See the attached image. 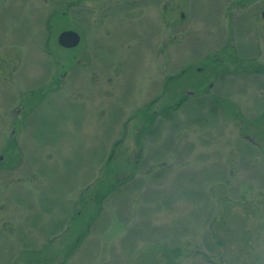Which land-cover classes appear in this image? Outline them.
<instances>
[{"label": "rangeland", "instance_id": "obj_1", "mask_svg": "<svg viewBox=\"0 0 264 264\" xmlns=\"http://www.w3.org/2000/svg\"><path fill=\"white\" fill-rule=\"evenodd\" d=\"M68 1L0 0V264H264V80L219 52L264 55V0L135 4L128 34Z\"/></svg>", "mask_w": 264, "mask_h": 264}, {"label": "flooded vegetation", "instance_id": "obj_2", "mask_svg": "<svg viewBox=\"0 0 264 264\" xmlns=\"http://www.w3.org/2000/svg\"><path fill=\"white\" fill-rule=\"evenodd\" d=\"M151 1L152 0H75V1H68L66 6H67V9L69 8L68 9L69 13L67 14H69L70 18L72 16L71 15L72 11L75 8H77V9L82 10L83 13H85L86 19H88L89 16H91V18H99L100 20H107V19H120L121 20V18L122 20L126 19V22L128 23L126 25L122 23L121 25H119L121 29L119 27L117 29L119 31H123V33L125 34H128L131 29L130 26H132V24L136 20L134 14L131 13L133 8H135L134 5L135 4L149 5L152 3ZM92 2H96L97 5L94 6ZM166 7L167 6L165 5L164 10L166 9ZM258 17L259 16L256 14L255 17H253L252 19L257 21ZM260 19L262 21L264 20V10H262L260 13ZM162 21H163L162 23L164 24V20ZM67 31L77 32L81 37L79 46L72 50H77L81 45H83V47L85 46L84 35L79 29L77 30L68 29ZM233 35L236 36L232 31H230L231 38L229 42L227 41L223 49L219 52H223L227 54L228 56L227 60H233L238 66L240 65V68L242 69L238 72L236 70V68L238 67H235V70H231V68H228V70H226V75L228 76V78L237 77V78L247 79V80L248 79L264 80V55L262 53L263 46L261 43L262 40H260L261 37L259 39L256 38V40H254V38L251 39L252 41L255 42V44L253 45L251 44L249 49L245 50L243 49V46L240 44L238 40H237L238 41L237 42L238 45H237L236 39L233 37ZM253 47L255 48L254 51L256 52L255 57H252L254 51H251V50H253ZM64 50L68 51L71 49H64ZM220 62H222L220 58H217V60H214V64L216 63V65H218ZM220 77H222V75L221 73L220 74L218 73V75L216 76V79ZM214 87H215V84L211 83L209 89L213 90ZM251 87L252 89H258L259 93L261 95H264V87H261V88L259 86H255V87L251 86ZM186 100H188L187 97H185L184 100H182V102L180 103L183 104ZM148 106L150 107V105ZM146 109H148V107L145 108V110ZM148 120L150 119L148 118ZM250 127H253V126H250ZM261 131L262 130L257 132L256 135L258 137L262 136L260 135ZM242 136H245L246 139L252 141L255 145L258 142L256 141V138L254 137V135L251 136V134L249 133L248 134L243 133Z\"/></svg>", "mask_w": 264, "mask_h": 264}, {"label": "water", "instance_id": "obj_3", "mask_svg": "<svg viewBox=\"0 0 264 264\" xmlns=\"http://www.w3.org/2000/svg\"><path fill=\"white\" fill-rule=\"evenodd\" d=\"M81 37L77 32L64 31L58 37V44L62 49H74L80 44Z\"/></svg>", "mask_w": 264, "mask_h": 264}, {"label": "trees", "instance_id": "obj_4", "mask_svg": "<svg viewBox=\"0 0 264 264\" xmlns=\"http://www.w3.org/2000/svg\"><path fill=\"white\" fill-rule=\"evenodd\" d=\"M155 118H156V115H152L149 119H150V121H155ZM154 124V123H153ZM136 145H138V144H136ZM141 150V149H140ZM140 161V160H139ZM138 161V162H139ZM131 177V176H130ZM130 179V178H129ZM118 187H119V185H118ZM111 190H114V188H111ZM107 197V194L106 193H104V194H100L99 196H98V198L96 199V197H95V200H96V203L98 204V203H101V201H103L105 198ZM79 245V244H78ZM77 245V246H78ZM77 246H75L74 247V249L77 247ZM73 249V250H74ZM174 254H177V255H180L181 253H180V251H178V250H176V251H174ZM63 264V263H62ZM65 264V263H64Z\"/></svg>", "mask_w": 264, "mask_h": 264}]
</instances>
